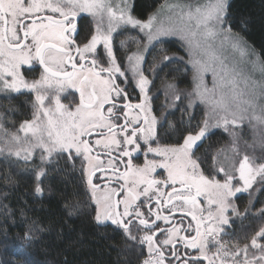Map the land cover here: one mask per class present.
Here are the masks:
<instances>
[{
	"label": "snow or ice",
	"instance_id": "snow-or-ice-1",
	"mask_svg": "<svg viewBox=\"0 0 264 264\" xmlns=\"http://www.w3.org/2000/svg\"><path fill=\"white\" fill-rule=\"evenodd\" d=\"M133 7L128 0H120L115 5L113 0H0V93L5 94V98L20 93L21 89L36 93L33 119L24 121L18 130L23 132L25 142L29 137L33 142L15 151L9 149L8 154L27 163L39 148L41 164L54 153H67L70 159L83 157V163L88 166L85 169L87 184L96 205V223L108 226L110 222L116 230H121L131 241L126 245L129 250L135 247L142 254L143 246L147 245L148 255L141 264H202L203 261L207 264H264V226L251 236L250 243L243 246L239 240H223L229 234L225 231V226L230 224L226 215L229 210L245 219L253 215L247 208L240 213L231 203L232 198L237 193L247 192L258 179L264 183V163H257L264 160V155L247 154L249 149L254 152L256 146L246 141H243L244 154L241 152L245 123L253 130H264V82L253 80L246 74L250 46L239 34L233 33L228 23L229 0H206L195 6H169L179 10V19L186 21L187 25L194 22L195 31L188 28L182 38L188 40L192 49L190 57H201L190 59L196 68L193 80L198 82L194 91L187 94L194 97L187 107L200 103L207 108L205 119L196 126L198 131H189L179 146L160 147L157 143V147H152L157 142V119L151 115L148 95L151 81L140 70L143 56H137L132 64L133 78L139 76L136 81L142 94L139 103H120L127 101L129 94L126 87L116 82L119 77H126V73L117 63L112 41L113 33L118 29L131 26L142 32L146 30L148 45L154 47L153 41L160 42V37L186 29L166 27L163 21L159 27H154L157 14L149 15L148 20L142 22L132 15ZM82 14L91 16L96 24L90 37L87 34L81 36L75 22ZM124 43L121 41L122 47ZM101 44L103 53L98 49ZM229 49L239 58L230 59L225 55ZM144 50H149L147 45ZM101 55L107 57L108 67L100 62ZM128 59L131 61L133 57ZM172 59L174 57H163L164 61ZM34 61L42 66L43 71L38 79L29 82L22 69L27 65V71H32ZM208 72L212 73V88L204 84V74ZM261 72L264 73V67ZM122 83L127 85L130 81L125 78ZM168 87L175 88V85ZM69 89L79 93V103L74 109L61 103V94ZM53 98L54 107L46 106V101L51 105ZM175 99L180 100L181 95L178 93ZM121 114L123 124L119 123ZM3 127L0 124V129ZM217 127H223L230 135V145L218 153L230 162L226 167L216 168V156H213L214 166L205 175L201 165L206 163L208 153L206 150L204 156H198L197 150L212 128ZM237 128L241 132H237ZM93 134L100 137L95 140V147L102 148L103 155L111 156L114 148L118 151L119 163L124 164L123 172L117 167L116 159H109L105 167L101 152L93 156L94 147L90 142ZM21 139L20 135H11V140L17 144ZM259 146L264 153V133ZM0 152H3L2 148ZM141 152L145 155L144 165H133V154ZM227 152H231V158ZM148 154L159 159L149 160ZM125 157L128 158L126 161ZM157 169L167 171L165 179L152 177ZM31 171L36 172L37 179L34 193L42 196L44 188L40 178L47 173L43 168ZM105 171L113 173L107 179L111 182L115 178L117 187L106 183L101 188L100 184L93 183L96 172ZM221 173L223 180L216 178ZM239 181L243 186L234 187V182ZM167 188L171 191L162 190ZM152 201H155V210ZM146 204L145 212L142 208ZM78 207L69 210L68 215H74ZM65 208L67 210L68 206ZM165 210L168 215L162 214ZM177 211L191 217L195 228L191 223L186 228L178 225L161 228L157 224L161 220L168 224ZM255 215L264 219V208ZM44 230L33 221L29 231L24 233L17 253L23 257L21 264H32L26 245L35 238V232ZM182 231L188 234L181 235ZM191 231H195V235H191ZM157 233L164 238L159 239ZM213 248L215 251L209 255ZM0 264L4 262L0 261Z\"/></svg>",
	"mask_w": 264,
	"mask_h": 264
},
{
	"label": "trees",
	"instance_id": "trees-1",
	"mask_svg": "<svg viewBox=\"0 0 264 264\" xmlns=\"http://www.w3.org/2000/svg\"><path fill=\"white\" fill-rule=\"evenodd\" d=\"M166 1L169 0H128V3L134 6L132 15L143 22L155 10L163 7ZM180 1L183 0L172 2L178 4ZM117 2L118 0H113V4ZM229 13L228 23L233 33L243 38L259 66L264 67V0H229ZM78 22L81 36L87 34L90 37V29L95 27L92 17L82 14L78 17ZM140 39L137 33H122L116 34L112 41L113 53L120 61L121 71L126 73V77H119V81L133 95L141 94L136 86L139 76L133 78V72L124 68L123 60L128 51H133V47L139 45ZM159 40L160 42H153L154 47L149 45L141 63L143 74L151 81L148 95L151 114L157 119V142L152 147H157V143L160 147L179 146L189 131H198L196 126L201 125L204 119L203 110L198 105L188 108V101L175 99L180 90L190 84L191 70L185 62L183 48L177 41ZM121 41L125 42L123 47ZM98 48L100 49V45ZM165 55L174 59L164 61ZM104 57L100 56V62ZM103 66L108 67V64ZM31 67L32 71H27L29 67L25 66L22 69L29 82L38 79L42 72L35 61ZM125 78L130 81L127 85L122 83ZM256 79L264 82V73L260 72ZM170 84L175 85L174 91L164 87ZM35 95V92L28 89L12 93L8 98L0 93V124L4 126L0 129V148L3 149L0 152V261L4 264H12L13 261L21 264L23 257L17 254L19 245L24 233L29 231V226L35 221L45 230L35 232V238L26 245L32 264H141L148 255L147 245L143 246L142 254L135 247L129 250L126 245L131 244V241L124 237L121 230H116L110 222L108 226L96 223V205L87 184L83 157L70 159L67 153H54L41 164L39 148L35 150L33 159L27 163L8 154L9 149L15 151L17 148L28 147L33 142L30 137L25 142L23 132L18 130L24 121L33 119ZM12 134L20 135L21 143L13 142ZM242 134L245 137L242 139L241 148L243 141L252 144V138L246 131L242 130ZM230 143L231 138L223 129L211 130V134L197 150L198 156H204L206 150L208 153L206 163L201 165L205 175L214 166L213 156H216V168L227 166L230 160L228 163L222 161L224 155L218 153L220 149H227ZM226 154L231 158V152ZM261 155L264 153L261 152ZM33 168H43L47 173L40 178L41 187L44 188L42 196L34 193L37 179L36 172L31 171ZM216 178L223 180V173ZM242 186V181L234 182V187ZM262 189L264 183L258 179L247 192L237 193L232 198L231 203L240 213H244L247 208L253 215H248L245 219L243 216L234 215L231 210L226 213L230 224L225 226V231L229 234L223 239L227 242L239 240L241 246L250 243L251 236L264 226V219L255 215L264 208ZM65 205L68 206L67 210ZM77 205L78 210L69 216L68 211ZM133 232L135 233V228Z\"/></svg>",
	"mask_w": 264,
	"mask_h": 264
},
{
	"label": "rangeland",
	"instance_id": "rangeland-1",
	"mask_svg": "<svg viewBox=\"0 0 264 264\" xmlns=\"http://www.w3.org/2000/svg\"><path fill=\"white\" fill-rule=\"evenodd\" d=\"M172 1L173 0L166 1L163 7H160L159 9H157V10H155L153 12V14L154 13L157 14V21H156L154 27H159L160 26V22L163 21V23H164V25L166 27L167 26H171V27H174V28H177V29H181V28L186 29L185 32L177 31L174 35L160 37L159 39H172L174 41H177V43H179L182 46V48H183L182 50L184 51V54L186 56V61L185 62L188 64V66H189V68L191 70V73H190L191 74V81H190V84L187 85V88H184V89L180 90L179 94L181 95V98L183 99V101H188L189 102V100L190 99H194V97H189L187 94L194 91L195 85L198 82V81H194L193 80V77L196 75V68L193 67L192 63H190V59H201V57L199 55H194V56L190 57L189 53L192 51V49L190 48V46L188 44V40L182 38V36H185L187 34V29L188 28H190L192 31H195L194 22L192 23V25H187L186 21H181L179 19V10L169 7L170 5H175L176 4L175 2H172ZM205 2H206V0H183V1L178 2V4H180V5L192 4L193 6H195L197 4H203ZM119 3H120V1L118 0V2L116 4H119ZM146 21H143V22H146ZM94 25H95V27H91V29H90L92 31V34L96 30L95 22H94ZM105 30H106V22H105ZM122 33H137V34H139V36L141 38L140 39L141 41L139 42V45L133 47V51H128L129 53L127 54V56L123 60L124 68H127L128 70L132 71V64H134L136 62L135 58L137 56H143L144 57V53L146 52L144 50L145 46L147 45L149 47L148 42H147L146 30L144 32H142L138 27L137 28H132L131 26H128L127 28H125L123 30H119L118 29L117 33H113V40H114V36L116 34L120 35ZM189 38H191V37H189ZM196 39H199V36H197ZM128 42H129V40L127 41L126 44H128ZM99 51H103L104 52L102 44L100 45ZM253 54L251 53V56L246 58V60H249L250 62L245 64V71H246V74L251 77V79L256 80V81H260V80H258L256 78L260 75L261 67L259 66V64L257 62V59H256L255 55H253ZM225 55L229 56L230 59L233 58L234 56H235L236 59L239 58L234 53H232L230 49L225 53ZM101 56H104V55H101ZM128 57H133V59L131 61H129ZM116 59H117V63L120 64V61L118 60L117 57H116ZM106 60H107V57L105 56L103 58V60H101V63L102 64H106L107 63ZM32 66H33V64H32ZM25 67H29V66L25 65ZM140 70H141V64H140ZM261 74H262V72H261ZM212 79H213V77H212V73L211 72H208V73L204 74V84L208 88H212ZM164 87L169 89L168 85H166ZM171 89L174 91V88H171ZM35 97H36V95H35ZM64 100H65V98L61 95V103L74 109L75 105L72 106L69 103H66V101H64ZM54 103H55V101H54V98H53L51 105H49V103L46 101V106L54 107ZM196 105L200 106L201 109L203 110V116H204V119H205V114H206V111H207L206 106L204 104H200V103H197ZM33 110H35L34 107H33ZM212 122L215 123V121H212ZM217 128H219V129L221 128V129L224 130L223 127H217ZM242 130L246 131L248 136L252 138V144H254L256 146V150L254 152L251 149H249V150H247V153H249L252 156L253 155L257 156V157L261 156L259 142L261 140L262 133H264V130H261L259 128H257L256 130H253V128L251 126H249L247 123H245V125L243 126ZM236 131L237 132H241V129H240V131H239V129L236 130ZM227 134H228V137H230L228 132H227ZM244 137L245 136H243V134H242V139H244ZM93 142H95V140ZM247 143L252 145L249 142H247ZM163 147H165V146H163ZM241 152H242V154H244L243 146L241 148ZM155 159H159V158L156 157ZM221 160L228 163V161H226L224 158L221 159ZM260 163H264V162H260ZM87 167H88L87 164H85V169ZM237 167H238V164H237ZM164 171H165V173L167 175V171L166 170H164ZM85 174L87 175V171L86 170H85Z\"/></svg>",
	"mask_w": 264,
	"mask_h": 264
},
{
	"label": "flooded vegetation",
	"instance_id": "flooded-vegetation-1",
	"mask_svg": "<svg viewBox=\"0 0 264 264\" xmlns=\"http://www.w3.org/2000/svg\"><path fill=\"white\" fill-rule=\"evenodd\" d=\"M78 25H79V22L77 21V27H78V29L80 31V35H81V28H79ZM77 42L80 43V40L78 39ZM116 82L118 84H120L121 87H124L120 83L119 79H117ZM126 91L129 94L128 100L127 101H121L120 103H132V104L139 103V100H140V97H141L142 94H139V95H136L135 94V95H133L130 90H127L126 89ZM61 95L65 98L64 101H66V103H69L72 106L79 103V93L75 89H69L65 93H62ZM134 114H135V111H133V115ZM123 122H124V117L121 114V118H120L119 123L120 124H123ZM99 138L100 137L98 135H94V136H92L90 138V142L93 144V147H94V151L92 153L93 156H95L97 154V152H101V159L105 162V167H107V161L109 159H116L117 167L120 169L121 172H123L124 171V164L119 163V160H118V151L115 150V148L112 150L111 156H107V155H103V151L104 150L102 148H96L95 147V142H93V141L96 140V139H99ZM152 146H153V144H152ZM145 151H146V148H145ZM155 158L156 157L153 154H148L147 155V159H149V160H152V159H155ZM124 159L126 161L128 158L125 157ZM144 161H145L144 152H141V153H138V154H136V153L133 154V157H132V164L133 165L143 166L144 165ZM108 176H113V173H111L110 171L96 172V175L93 177V183L94 184H100L101 185V188H103L104 184H106V183H109L110 187H113V188L117 187L118 185H117V181L115 180V178H113V180L111 182H109L108 179H107ZM166 176L167 175H166L164 169H157L156 172L152 174V177L155 178V179H158V180H163V179L166 178ZM100 177H103V179H100ZM162 190L171 191V188L162 189ZM141 199H143V197ZM200 199H201V202L203 203L204 202V198L201 197ZM147 206L148 205L146 204L145 207L142 208V211H145L146 212ZM152 207L155 210V201H152ZM205 207H207L206 204H205ZM213 211H214V209H213ZM162 214L163 215H168L169 212L167 210H165ZM206 214L207 213H205V215ZM189 223L192 224V227L194 229L195 228V221H192L191 220V217H188V216H186V215H184V214H182V213H180L178 211L175 212L172 215L171 220H170V222L168 224H165V222L162 221V220L161 221H157V224H159V226L161 228L171 227L172 225H178V226H181L182 228H186V227H188ZM153 231H155V229H153ZM187 234L188 233H185L183 231L181 232V235H187ZM190 234L191 235H195V231H191ZM157 235L159 236V233H157ZM163 238H164L163 236H159V239H163ZM223 240L226 241L225 239H223ZM180 247H182V245H180ZM188 251H193V250L189 249ZM212 251H215V249L214 248L211 249V251L209 252V255H211V252ZM166 254H167V250H166ZM193 254L194 255H198L199 253L193 252ZM202 264H205V262L203 261Z\"/></svg>",
	"mask_w": 264,
	"mask_h": 264
},
{
	"label": "water",
	"instance_id": "water-1",
	"mask_svg": "<svg viewBox=\"0 0 264 264\" xmlns=\"http://www.w3.org/2000/svg\"><path fill=\"white\" fill-rule=\"evenodd\" d=\"M77 21H78V18L76 19V24H77ZM37 65H38V68H40L41 69V71H43V68H42V66H40L39 64H38V62H37ZM69 70H71L70 68H69ZM106 132V131H105ZM94 135H96V134H93V136ZM205 262V264H207V261H204Z\"/></svg>",
	"mask_w": 264,
	"mask_h": 264
}]
</instances>
